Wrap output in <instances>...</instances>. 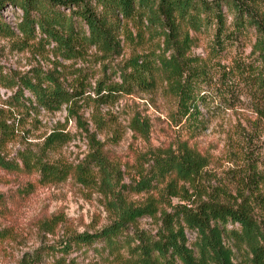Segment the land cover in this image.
<instances>
[{
  "label": "trees",
  "instance_id": "trees-1",
  "mask_svg": "<svg viewBox=\"0 0 264 264\" xmlns=\"http://www.w3.org/2000/svg\"><path fill=\"white\" fill-rule=\"evenodd\" d=\"M5 4L18 7L22 20L16 31L0 14L1 37L21 35L24 40L18 43L24 45L54 44V51L67 59L84 57L92 47L122 53L125 41L133 39L128 35L129 22L136 23V38L148 33L159 40L145 54L130 59L121 83L102 80L97 84L100 104L113 102L124 93L153 92L161 76L176 102L173 120L177 125L185 122L194 131L205 127L208 119L201 106L214 114L220 109L247 107L254 117L248 126L237 125L241 136L232 154L238 167L233 169L237 170L232 175L233 190L224 186L184 194L188 191L179 184L195 186L207 157L187 143L181 144L178 156L157 158L153 171L130 186L137 194L149 195L145 203L114 198L110 204L118 213L115 221L94 234L74 237L75 243L90 246L102 240L112 253L126 247L132 264H264V0H0V10ZM209 28H213V38L206 49L208 62L226 58L252 35L248 58L238 56L216 73L215 65L194 57L195 35ZM0 85L14 86L1 65ZM22 85L33 96V100L27 98L30 107L51 112L87 98L85 87H72L71 91L54 77L41 76L37 82L24 79ZM24 93L17 91V103ZM130 128L145 137L150 130L140 116L132 119ZM12 133L0 118V149ZM61 136L49 137L44 149H54ZM102 155L96 150L94 159L99 165H103ZM21 159L24 168L0 155V167L33 169L48 179L63 175L62 168L41 155L28 152ZM167 179L168 190L180 202L159 213L157 199L151 195ZM103 183L109 185V177ZM144 216L159 222L155 232L128 228ZM187 232L195 233L193 242ZM238 256L241 262L235 261Z\"/></svg>",
  "mask_w": 264,
  "mask_h": 264
},
{
  "label": "rangeland",
  "instance_id": "rangeland-1",
  "mask_svg": "<svg viewBox=\"0 0 264 264\" xmlns=\"http://www.w3.org/2000/svg\"><path fill=\"white\" fill-rule=\"evenodd\" d=\"M0 14L17 31L22 11L5 4ZM129 34L133 39L125 41L122 53L92 47L84 57L73 59L56 53L54 44L24 45L18 43L24 40L21 35L0 36V65L14 84L0 85V118L13 131L3 141L0 155L10 164L24 168L22 154L34 153L63 170L59 179H48L37 170L0 167V264H132L126 247L112 253L102 240L87 246L76 244L74 237L94 234L112 224L118 213L110 202L116 198L145 203L149 195L137 194L130 186L153 171L157 158L178 156V148L184 143L207 157L195 186L179 184L188 191L184 194L192 196L197 191L210 192L224 186L234 189L232 175L237 170L233 169L238 167L232 154L241 136L237 125L248 126L254 119L247 107L235 111L220 109L214 114L201 106L208 119L205 127L194 131L185 122L177 125L173 120L176 102L165 90L161 76L153 92L124 93L104 104L97 101L100 97L96 86L100 81L121 83L130 59L145 54L149 46L154 47L159 41L148 33L136 38L138 29L133 22L128 24ZM195 37L192 55L208 62L206 49L213 38V28ZM253 43L251 35L226 58L208 63L215 65L214 72L218 73L219 67L231 65L236 57L248 58ZM41 76L54 77L71 91L72 87L83 86L87 98L58 111L36 105L34 109L27 100H33V96L22 82H37ZM20 89L25 92L24 98L17 103L14 96ZM135 116L147 121L150 130L146 137L130 128ZM56 133L62 134L56 147L44 149L46 140ZM96 150L103 154V165L94 159ZM108 177L106 185L103 182ZM167 183L168 179L151 195L157 199L159 213L170 211L171 205L180 202L168 190ZM159 226L156 219L144 216L128 228L155 232ZM187 236L190 242L196 237L193 232H187ZM235 261L241 262L242 258L238 256Z\"/></svg>",
  "mask_w": 264,
  "mask_h": 264
}]
</instances>
